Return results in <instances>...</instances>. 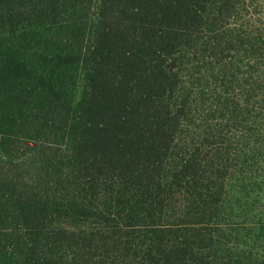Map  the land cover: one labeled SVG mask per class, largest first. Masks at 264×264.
I'll use <instances>...</instances> for the list:
<instances>
[{"label": "trees", "instance_id": "obj_1", "mask_svg": "<svg viewBox=\"0 0 264 264\" xmlns=\"http://www.w3.org/2000/svg\"><path fill=\"white\" fill-rule=\"evenodd\" d=\"M263 149L264 0H0V264H264Z\"/></svg>", "mask_w": 264, "mask_h": 264}, {"label": "rangeland", "instance_id": "obj_2", "mask_svg": "<svg viewBox=\"0 0 264 264\" xmlns=\"http://www.w3.org/2000/svg\"><path fill=\"white\" fill-rule=\"evenodd\" d=\"M263 154H264V149H263ZM260 194L264 196V189L260 192ZM259 209H260L259 206L255 207V208L253 209V211L255 212V215L257 214L256 212H257Z\"/></svg>", "mask_w": 264, "mask_h": 264}]
</instances>
